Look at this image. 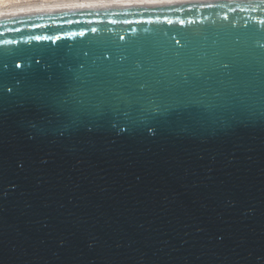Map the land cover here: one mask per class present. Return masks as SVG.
Returning <instances> with one entry per match:
<instances>
[{
	"label": "water",
	"instance_id": "95a60500",
	"mask_svg": "<svg viewBox=\"0 0 264 264\" xmlns=\"http://www.w3.org/2000/svg\"><path fill=\"white\" fill-rule=\"evenodd\" d=\"M0 264H264V0L0 19Z\"/></svg>",
	"mask_w": 264,
	"mask_h": 264
},
{
	"label": "bare ground",
	"instance_id": "6f19581e",
	"mask_svg": "<svg viewBox=\"0 0 264 264\" xmlns=\"http://www.w3.org/2000/svg\"><path fill=\"white\" fill-rule=\"evenodd\" d=\"M197 1H213V0H121V1H103L98 2H86V3H71V4H55V5H34V6H23L21 8L14 9H0V19L18 17L24 15H31L37 13H47L54 11H65L73 9H93V8H114V7H135V6H150V5H163V4H176L186 2H197ZM2 3L3 0H0ZM46 5V4H45Z\"/></svg>",
	"mask_w": 264,
	"mask_h": 264
},
{
	"label": "rangeland",
	"instance_id": "374dc122",
	"mask_svg": "<svg viewBox=\"0 0 264 264\" xmlns=\"http://www.w3.org/2000/svg\"><path fill=\"white\" fill-rule=\"evenodd\" d=\"M98 2L102 3L103 1H114V0H3V2H0V9H14V8H21L25 6H34V5H43V6H48V5H55V4H75L77 3H86V2ZM115 1H121V0H115ZM131 1V0H129ZM138 1V0H134ZM76 3V4H77ZM46 4V5H45Z\"/></svg>",
	"mask_w": 264,
	"mask_h": 264
},
{
	"label": "snow or ice",
	"instance_id": "6c2138e0",
	"mask_svg": "<svg viewBox=\"0 0 264 264\" xmlns=\"http://www.w3.org/2000/svg\"><path fill=\"white\" fill-rule=\"evenodd\" d=\"M224 67L227 68V64H225ZM185 80H187V77H185ZM219 95H220V93L217 92V96H219ZM60 103H61L63 106H65L66 109L69 108L70 101H69L68 99H62V100L60 101ZM76 103L80 104L81 107H83V103H82V102H80V101H76ZM211 107H212V106L209 105V108H211ZM77 111H79V110H78V109H70V110H68V115H69V117H70V118H73V117H74V113L77 112Z\"/></svg>",
	"mask_w": 264,
	"mask_h": 264
}]
</instances>
